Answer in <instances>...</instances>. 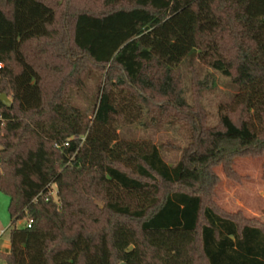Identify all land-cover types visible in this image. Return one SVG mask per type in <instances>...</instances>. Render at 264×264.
I'll use <instances>...</instances> for the list:
<instances>
[{
  "label": "trees",
  "instance_id": "trees-1",
  "mask_svg": "<svg viewBox=\"0 0 264 264\" xmlns=\"http://www.w3.org/2000/svg\"><path fill=\"white\" fill-rule=\"evenodd\" d=\"M188 56L237 87L215 127L182 97ZM0 63L4 264H166L158 233L189 264H264V229L207 199L213 165L264 150V0H0ZM94 71L89 114L73 94ZM156 111L191 132L174 165L118 137Z\"/></svg>",
  "mask_w": 264,
  "mask_h": 264
},
{
  "label": "rangeland",
  "instance_id": "rangeland-1",
  "mask_svg": "<svg viewBox=\"0 0 264 264\" xmlns=\"http://www.w3.org/2000/svg\"><path fill=\"white\" fill-rule=\"evenodd\" d=\"M62 6L65 0H55ZM181 94L185 102L199 105L204 112L205 127L217 126L219 106L231 100L237 87L229 77L221 75L203 64L195 56H188L178 67ZM97 71L86 79L84 90L73 94L74 102L91 114L95 96ZM60 80V77H58ZM118 137L127 140L149 141L159 148L164 160L174 165L191 143V132L186 122L174 115L156 111L145 114L138 122L121 124L117 128ZM217 180L208 192V200L214 208L225 215L235 216L242 223H251L264 229V150L260 153L245 152L230 158L227 164L217 163L211 167ZM8 197L0 191V229L10 224L7 210ZM26 220L15 223L16 228L24 226ZM183 233V232H180ZM161 244L166 254L162 256L166 264H189L183 248L184 238L172 240L162 234L150 236ZM9 241V231L0 238V254ZM3 260L0 258V264ZM139 264V263H137Z\"/></svg>",
  "mask_w": 264,
  "mask_h": 264
},
{
  "label": "water",
  "instance_id": "water-1",
  "mask_svg": "<svg viewBox=\"0 0 264 264\" xmlns=\"http://www.w3.org/2000/svg\"><path fill=\"white\" fill-rule=\"evenodd\" d=\"M0 101L3 105L5 106H10L11 100L10 98L7 96L6 93H0ZM120 264H125V263H120Z\"/></svg>",
  "mask_w": 264,
  "mask_h": 264
},
{
  "label": "crops",
  "instance_id": "crops-1",
  "mask_svg": "<svg viewBox=\"0 0 264 264\" xmlns=\"http://www.w3.org/2000/svg\"><path fill=\"white\" fill-rule=\"evenodd\" d=\"M7 204H8V202H7ZM9 218H10V217H9ZM6 225H7V223H6ZM6 225H3V226L1 227V229H0V232L3 231V233L1 234V236L6 232L7 227L9 226V225H8L6 228H4V226H6ZM1 236H0V238H1ZM3 249H4V253H6V252H8V251L10 250V248H9V241H7V243L4 245ZM2 264H4V261H3Z\"/></svg>",
  "mask_w": 264,
  "mask_h": 264
},
{
  "label": "built area",
  "instance_id": "built-area-1",
  "mask_svg": "<svg viewBox=\"0 0 264 264\" xmlns=\"http://www.w3.org/2000/svg\"><path fill=\"white\" fill-rule=\"evenodd\" d=\"M0 67H1V63H0ZM65 145H68V143H65ZM52 194L56 195V191H55V189L52 190ZM26 226H27V227H30V226H31V220H29V221L26 223ZM2 233H3V231L0 232V236H1Z\"/></svg>",
  "mask_w": 264,
  "mask_h": 264
}]
</instances>
